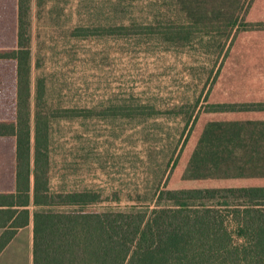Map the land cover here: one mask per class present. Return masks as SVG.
<instances>
[{"label": "trees", "instance_id": "trees-1", "mask_svg": "<svg viewBox=\"0 0 264 264\" xmlns=\"http://www.w3.org/2000/svg\"><path fill=\"white\" fill-rule=\"evenodd\" d=\"M32 1L17 0L16 48L0 52V61L16 64L14 119L0 120V139L13 143L10 173L0 183H14V191H0V253L33 219V264H264V99L210 102L206 114L225 117L199 124L194 108L201 96L164 105L131 92L126 99L112 95L89 107L71 104L53 93L41 52L33 65ZM254 1L244 9L246 0H153L165 11L146 16L148 21L128 15L124 7L108 9L113 0H36V6L38 20L56 18L58 28L77 19L69 34L60 28L75 41L166 35L173 39L168 42L189 44L185 38L191 31L222 37L216 51L223 56L219 75L239 33L264 32V22L246 20ZM263 89L257 85L249 91ZM161 117L180 118L185 126L171 155L159 164L163 177L150 187L153 195L128 199L132 205L121 207L116 194L104 198L92 189L52 187L57 125ZM191 136V155L180 159ZM103 203L115 205L90 210Z\"/></svg>", "mask_w": 264, "mask_h": 264}, {"label": "rangeland", "instance_id": "rangeland-1", "mask_svg": "<svg viewBox=\"0 0 264 264\" xmlns=\"http://www.w3.org/2000/svg\"><path fill=\"white\" fill-rule=\"evenodd\" d=\"M116 1L119 0H113L108 9L124 7L130 9L126 12L128 15L134 14L139 19L165 11L153 0H126L124 6L116 5ZM250 2L246 0L244 9ZM16 3L17 0H0V52L16 48ZM32 14L33 65L41 52L42 71L51 80L53 93L65 96V101L71 104L89 107L112 95L126 99L131 92L164 105L185 97L201 96L200 107L194 108L199 124L225 117L206 114V105L210 102L264 99V89L249 91L257 85L264 88V76L260 75L264 72L260 66L264 62L262 31L239 33L220 74L216 75L223 62V56L216 52L222 37L202 36L191 31V36L185 38L190 40L189 44L185 40L180 44L168 42L173 39L166 35L75 41L66 37L60 28H66L69 34L67 29L76 24L77 19L68 20L59 28L56 18L52 20L42 15L38 20L36 0L32 1ZM58 14L55 9L53 17ZM253 18V15L246 16L250 22ZM227 32L222 41L226 40ZM255 49L262 54L257 55ZM15 69L13 61H0V120L14 119ZM257 72L259 76L254 74ZM37 74L33 68V84ZM75 94L80 98L75 99ZM207 94L209 98L205 101ZM184 126L183 120L172 117L146 121L117 118L64 121L57 125L54 133L52 187L55 190L92 189L100 191L104 198L116 194L122 200L121 207L130 206L128 199L153 195L150 187L163 177L164 168L160 169L159 164L175 149ZM12 145L11 140L0 139V182L10 173ZM193 147L194 137L191 136L180 159L187 160ZM171 184L178 186L179 183ZM13 185L0 183V191H14ZM110 205L115 204L103 203L90 210L101 211Z\"/></svg>", "mask_w": 264, "mask_h": 264}, {"label": "crops", "instance_id": "crops-1", "mask_svg": "<svg viewBox=\"0 0 264 264\" xmlns=\"http://www.w3.org/2000/svg\"><path fill=\"white\" fill-rule=\"evenodd\" d=\"M253 22H264V0H255L249 16ZM264 74V72H262ZM4 229H0V237ZM34 225L30 224L17 231L15 236L0 253V264H33Z\"/></svg>", "mask_w": 264, "mask_h": 264}]
</instances>
